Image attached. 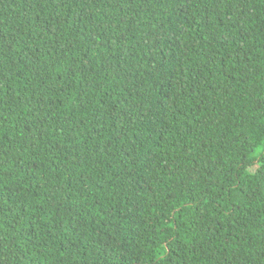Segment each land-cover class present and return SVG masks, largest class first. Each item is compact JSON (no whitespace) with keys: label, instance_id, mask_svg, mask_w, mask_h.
Listing matches in <instances>:
<instances>
[{"label":"trees","instance_id":"16d2710c","mask_svg":"<svg viewBox=\"0 0 264 264\" xmlns=\"http://www.w3.org/2000/svg\"><path fill=\"white\" fill-rule=\"evenodd\" d=\"M0 264H264V0H0Z\"/></svg>","mask_w":264,"mask_h":264}]
</instances>
